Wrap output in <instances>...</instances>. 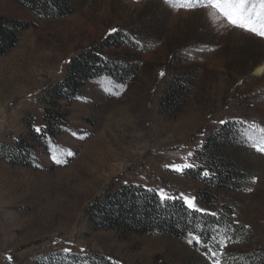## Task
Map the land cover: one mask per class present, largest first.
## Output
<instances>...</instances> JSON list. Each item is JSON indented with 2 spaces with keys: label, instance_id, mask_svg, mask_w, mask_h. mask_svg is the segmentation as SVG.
<instances>
[{
  "label": "rangeland",
  "instance_id": "obj_1",
  "mask_svg": "<svg viewBox=\"0 0 264 264\" xmlns=\"http://www.w3.org/2000/svg\"><path fill=\"white\" fill-rule=\"evenodd\" d=\"M69 1L71 13L44 18L16 0H0V17L29 25L0 56V264H37L44 256L73 253L122 264H212L207 248L188 244L189 233L93 227L87 206L128 184L195 197L222 226L230 223L223 226L227 234L217 226L214 235L203 236L217 252L213 259L264 264V154L251 147L264 137V38L202 7ZM113 28L142 32L135 39L144 41L143 49L123 43L103 50L133 73L122 82L95 75L73 98L54 100L52 89L70 61L98 47ZM177 75L190 86L184 102L164 112L161 98ZM224 130L232 137H223ZM24 140L33 146L30 165L10 162L9 149ZM190 151L188 162L198 167L183 173L165 167L184 163ZM213 156L235 173L223 188L203 180L218 170Z\"/></svg>",
  "mask_w": 264,
  "mask_h": 264
},
{
  "label": "trees",
  "instance_id": "obj_2",
  "mask_svg": "<svg viewBox=\"0 0 264 264\" xmlns=\"http://www.w3.org/2000/svg\"><path fill=\"white\" fill-rule=\"evenodd\" d=\"M24 6L30 8L37 16L44 18H58L72 12V3L69 0H16ZM29 25L18 20H8L0 17V56L8 52L18 41L19 32ZM146 31L147 29H143ZM137 31V30H136ZM131 32L122 34L112 32L98 47L86 48L78 53L69 63L67 74L61 83L53 89L52 98L71 99L84 85L85 80L95 76L105 74L114 80L122 82L133 73L134 68L126 63L116 62L110 59L104 49L116 48L121 44L128 43L135 48L143 49L141 45L144 41L135 39L142 32ZM134 38V39H133ZM135 40L138 42H135ZM146 40V39H145ZM188 74L186 75V77ZM183 75H177L168 84L163 94L160 105L164 112L170 109L171 105L182 104L190 86V80ZM184 93V94H183ZM177 111V110H176ZM174 111V112H176ZM49 109L47 110V113ZM227 126V125H226ZM234 135H238L232 131ZM228 130H224L223 137L228 135ZM211 138V137H210ZM236 138V137H235ZM234 139V138H233ZM238 141V140H237ZM18 147L11 148L6 156L10 162L22 165H30L31 152L33 146L28 141H19ZM21 152V153H20ZM14 156V157H13ZM212 160L218 170L214 176L203 178L223 188L227 186L229 179L235 176L230 173L228 161L224 158L213 156ZM221 162V163H219ZM219 163V164H218ZM190 172V171H189ZM190 174H194V172ZM188 174L189 176H192ZM148 187H139L134 184L122 185L118 190L107 191L97 200L91 202L86 208L88 222L95 228L111 229L123 232H133L136 234L161 233L175 237H182L186 233L197 232L202 237L214 235L216 228L229 233L221 219L203 213H194L186 209L181 200L175 199L161 204L156 191H148ZM201 200L204 201L203 196ZM205 202V201H204ZM223 227L222 229L220 227ZM87 257V258H86ZM254 261H256L254 259ZM37 264H122L121 262L98 254H72V255H48L38 259Z\"/></svg>",
  "mask_w": 264,
  "mask_h": 264
},
{
  "label": "snow or ice",
  "instance_id": "obj_3",
  "mask_svg": "<svg viewBox=\"0 0 264 264\" xmlns=\"http://www.w3.org/2000/svg\"><path fill=\"white\" fill-rule=\"evenodd\" d=\"M165 3L170 4L173 7L191 9L195 7H202L209 9V15L215 17L216 19L223 18L227 21V24L232 27L239 28L241 30L250 32L256 36L264 38V0H165ZM112 32H116L117 29H111ZM164 73H161L163 75ZM219 123L224 124L226 121H220ZM254 128L259 127L255 123L252 125ZM264 133V129H260ZM251 147L255 149L256 152L264 154V137H262L259 143L253 142ZM68 155H72L71 152ZM193 152H188L186 156L181 157L184 160V163H173L171 165H165V167H171L173 171L178 173H183L185 169H192L198 167L196 164L188 162L189 158L193 157ZM60 161L57 160V163ZM203 176H208L209 172L205 170L202 173ZM252 182L255 183V178L252 179ZM127 183V182H125ZM148 191H153L152 189H147ZM246 191H251L250 188L245 189ZM156 195L159 197L161 204L166 201H171L175 199H181L183 205L186 209L194 213H203L205 215L216 216L215 212H207L205 209H202L197 206L196 198L189 196L187 194L181 193L179 197L169 196L165 193L164 189L156 190ZM238 223V222H237ZM245 227H248L247 225ZM188 244H193L194 242L201 247H205L208 250L210 255L208 259L211 260L212 264H220V259L214 257L217 256L216 250L204 243L203 237L189 232ZM225 247V245H221ZM199 250V249H197ZM65 253H68L70 250L68 248L63 249ZM83 251V250H82ZM223 255V253H221ZM11 259V257H9Z\"/></svg>",
  "mask_w": 264,
  "mask_h": 264
},
{
  "label": "bare ground",
  "instance_id": "obj_4",
  "mask_svg": "<svg viewBox=\"0 0 264 264\" xmlns=\"http://www.w3.org/2000/svg\"><path fill=\"white\" fill-rule=\"evenodd\" d=\"M102 170V169H101ZM100 173V172H99ZM96 175V174H95Z\"/></svg>",
  "mask_w": 264,
  "mask_h": 264
}]
</instances>
